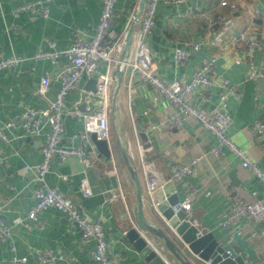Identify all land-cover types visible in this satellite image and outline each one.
I'll use <instances>...</instances> for the list:
<instances>
[{
    "label": "crops",
    "instance_id": "0c3cea01",
    "mask_svg": "<svg viewBox=\"0 0 264 264\" xmlns=\"http://www.w3.org/2000/svg\"><path fill=\"white\" fill-rule=\"evenodd\" d=\"M27 1L0 0V54L30 58L41 50H50L49 43L56 50H65L72 44L76 35L89 40L99 22L101 0H54L50 4L47 18L22 13L18 18L12 16L13 8ZM236 5L230 14L229 9L220 6V0H186L184 5L175 6L160 0L157 3L154 28L147 38L150 55L157 67V74L165 82H185L198 69L204 59L214 64L217 76L225 78L237 87L239 99L229 97L219 100L218 88L209 90V100L201 102L193 98L192 104L204 110L217 109L232 118L229 134L246 157L264 170V135H256L250 125L255 121L264 123V76L248 79L249 63L264 65V16L252 18V10L264 14V0H228ZM140 0H116L115 19L112 31L118 36H125L132 23V17L138 11ZM187 7L198 8L200 14L189 19L180 17V12ZM231 15L239 21L250 39H258L260 50L249 57L245 47L236 42L234 37H223L220 45L211 46L201 42L204 35L202 26L206 18H220ZM137 21L133 27L132 41L127 54L131 58ZM217 36L214 31L212 39ZM123 39V42H124ZM199 49L189 53L188 60L176 63L174 49L188 48V44L200 43ZM124 46V45H123ZM123 50V49H122ZM120 55L118 59L120 60ZM67 65L62 57L57 64L50 61L27 59L17 68L0 71V123L9 120L24 111L26 107L46 109L55 100L59 88V75ZM105 63L98 65V72L104 73ZM117 65L111 67L108 123L110 138L108 141L111 158L109 160L96 155L89 168H84L76 158L54 160L45 176L46 183L64 193L70 201L91 218L99 220L109 244L110 264H150L142 254L135 250L125 238V233L136 227V201L132 179L122 164L115 146V133L128 152L137 171L144 199V217L155 228L162 225L155 215L152 201L147 193V181L142 171L137 148L138 143L146 144L149 150L145 160L153 163L163 177V185L168 182L170 167L173 164L189 165L199 158L193 166L194 175L184 177L173 183L174 192L179 201L185 196L188 184L197 188L192 201V222L199 229L206 228L213 235L216 243L227 252L234 251L244 264H264V239H251L252 232L264 228V224H238L227 227L219 226L229 211L227 188L235 186L240 196L247 202L262 198L264 187L259 180L242 168L240 161L229 152L217 157L210 153L216 145L213 136L203 131L194 119H187L180 131L162 129L150 130L152 125L159 126L176 112L163 97L139 79L132 77L128 68L123 69L121 84L116 95V112L111 110L112 98L117 82ZM49 78V87L44 94H38L40 80ZM87 77L82 76L78 90L68 97L67 112L63 117L67 145H77L70 140L71 134L82 128L81 116L93 106V100H82ZM149 112L145 115L146 109ZM47 126L40 135L32 136L21 129H6L7 142L0 140V220L11 231V239L0 244V264H10L12 253L10 245L15 247L17 257H25V264H40L35 257V250L48 249L59 255L51 264H94L90 252L92 243L82 244L79 234L72 230L67 217L53 208H46L38 215L40 226L27 220V213L34 204L35 187L33 168L42 159L41 147ZM86 180L90 195L81 192V182ZM162 185V186H163ZM161 186V187H162ZM171 191V187H166ZM173 192V191H172ZM20 218L22 223L13 224ZM163 231L178 244V238L167 229ZM138 232L155 244L168 260L170 255L155 238ZM179 246V245H178ZM185 247L182 250L185 252ZM188 258L190 256H187ZM196 261L198 260L196 257ZM192 264H195L190 258ZM169 264H178L174 260ZM205 264V263H204Z\"/></svg>",
    "mask_w": 264,
    "mask_h": 264
},
{
    "label": "built area",
    "instance_id": "2783aa9c",
    "mask_svg": "<svg viewBox=\"0 0 264 264\" xmlns=\"http://www.w3.org/2000/svg\"><path fill=\"white\" fill-rule=\"evenodd\" d=\"M54 0H34L22 2L16 5L12 10V16L18 18L22 13H29L34 16L47 18L50 13V4ZM160 0H144L140 16L137 19V28L135 30V40L130 59H125L122 63L118 59L123 49V36H118L112 31L115 19L116 0H101L102 10L99 22L94 34L89 40H84L78 35L75 36L72 44L65 50H56L53 44L49 43L50 50H37L30 58L11 55L2 57L0 54V71H9L17 68L27 59L33 61H50L57 64V61L64 57L67 65L59 75V88L52 104L46 109H36L26 107L24 111L9 120L0 123V140L7 142L4 133L6 129H21L26 134L36 136L42 133L43 127L47 126V132L44 134V143L41 147L42 159L32 172L34 175L35 187L33 189L34 204L27 213V220L34 221L40 226L38 215L46 208H53L67 217L72 230L79 234L82 244L92 243L93 248L90 252L91 260L94 264H110L108 256L109 244L105 238L103 226L99 220L91 218L87 213L80 211L67 197L66 194L51 188L45 180L49 172L50 164L54 160H66L68 158L78 159L84 168L92 165L96 155V147L91 141V134H95L98 140L109 141L110 128L108 123L110 72L113 65L128 68L132 77L139 79L142 83L149 84L155 92L163 97L176 111L165 123L152 125L150 130L155 131L159 127L168 130L180 131L187 119H194L198 122L200 128L214 137L216 145L210 148V153L217 157L224 156L226 150L229 154L240 161L242 168L249 171L264 187V170L250 161L244 151L239 148L232 140L229 129L232 124V118L229 114L217 109L204 110L192 104L193 98L201 102L209 100V90L213 87L218 88L219 100L225 102L229 97L239 99L241 97L237 87L231 85L225 78L217 76L214 71V64L210 59H204L198 69L192 74L190 79L185 82L169 81L165 82L157 74L156 64L150 55L147 46V38L154 28V16L157 3ZM175 6L184 5L186 0H165ZM220 6L229 9L230 14L236 10V5L228 0H220ZM200 14L198 8L187 7L180 12L183 19L193 18ZM252 18L264 16L259 10H252ZM135 16L132 17V20ZM204 35L201 42L211 46L220 45V39L223 37H234V32H238L235 41L242 44L248 57L256 50L262 48L258 39H250L246 30L239 21H236L231 15L220 18H206L202 26ZM217 32L215 38L212 34ZM200 43L188 44V48L177 47L173 52V59L176 63H183L188 60L189 53L197 51ZM105 63L104 73L98 72V65ZM82 76L87 79H97L95 95L101 99V105L90 114L78 112L72 114L73 117H82V128L73 132L70 140L78 141L77 145H67L65 142L66 134L63 117L67 112L68 97L78 90L79 82ZM264 76V65L255 66L249 63L248 79L254 80ZM49 87V78L44 76L40 80L38 94H44ZM149 112L147 108L144 114ZM250 129L258 136L264 135V123L255 121L250 125ZM139 159L142 164V171L147 181V193L151 197L152 193L160 188L164 181L160 171L153 163L145 160V153L149 150L143 143L137 144ZM199 158H195L189 165L173 164L170 167L168 181L173 183L180 182L184 177L194 175L193 166ZM2 158H0V162ZM81 192L84 196L90 195V189L86 180L81 182ZM197 188L194 184H188L184 199L179 201L178 208L185 214V219H192V201ZM227 199L229 211L223 221L219 223L221 227L238 224H252L258 226L264 224V194L261 199L255 202L245 201L239 194L235 186L229 185L227 188ZM153 208H156L157 202L152 201ZM22 223L20 218L13 220V224ZM126 234V233H125ZM251 239H264V228L258 232H252ZM11 239L10 228L0 220V244ZM12 253L10 264H25V257L15 255V247L10 245ZM36 259L40 264H51L59 255L48 249H38L34 251ZM237 255L234 251L227 252V258L235 260ZM211 259L204 262L210 264Z\"/></svg>",
    "mask_w": 264,
    "mask_h": 264
},
{
    "label": "water",
    "instance_id": "95a60500",
    "mask_svg": "<svg viewBox=\"0 0 264 264\" xmlns=\"http://www.w3.org/2000/svg\"><path fill=\"white\" fill-rule=\"evenodd\" d=\"M143 4L144 0H140L138 11L125 36L123 50L120 55V62L122 63L127 58L132 41L133 27L136 20L140 16ZM122 71L123 69L121 67H118L116 71L117 82L111 105L113 114L116 112V95L121 84ZM96 84L97 79L91 78L87 81V84L84 87L82 100L94 101L93 106L86 109L84 114L92 113L101 105V99L95 95ZM90 138L96 147L99 157H104L109 160L111 158V151L108 142L106 140H98L94 133L91 134ZM115 146L122 164L132 179L135 190V221L137 228H131L128 230L125 234V238L135 250L142 254L147 262H150V264H169L168 262L174 260L178 264H192L187 257V254H184V251L182 250V247H185L186 249H184L186 253L190 254L192 257H196L203 263L211 259L210 264H244L240 257H236L235 260L227 258V251L216 243L213 235L209 233L206 228L199 229L195 224H193L192 219H185L184 212L178 208L179 197L177 193L174 192V184L171 181H168L162 187L158 188L150 197L151 201L158 203L154 210L156 217L159 218V221L161 219L160 223L162 228L159 226L158 228L150 226L144 217V199L137 171L131 162L128 152L120 142L116 133ZM167 186L171 187L172 190L167 191ZM163 229L171 231L178 238V244L172 241ZM138 230L146 233L149 237L158 240L162 247L170 255L169 259L165 260L167 258L163 256L161 250H159L153 242L141 236Z\"/></svg>",
    "mask_w": 264,
    "mask_h": 264
},
{
    "label": "rangeland",
    "instance_id": "374dc122",
    "mask_svg": "<svg viewBox=\"0 0 264 264\" xmlns=\"http://www.w3.org/2000/svg\"><path fill=\"white\" fill-rule=\"evenodd\" d=\"M186 254H187V256H190L189 258H190L192 261H194L195 264H204V263L201 262V261H196L195 258H193L190 254H188V253H186Z\"/></svg>",
    "mask_w": 264,
    "mask_h": 264
}]
</instances>
